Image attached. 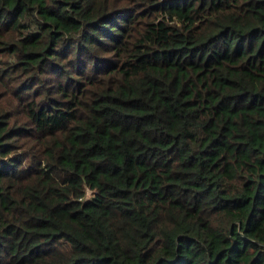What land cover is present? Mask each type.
<instances>
[{
	"label": "trees",
	"instance_id": "trees-1",
	"mask_svg": "<svg viewBox=\"0 0 264 264\" xmlns=\"http://www.w3.org/2000/svg\"><path fill=\"white\" fill-rule=\"evenodd\" d=\"M0 264H264V0H0Z\"/></svg>",
	"mask_w": 264,
	"mask_h": 264
}]
</instances>
